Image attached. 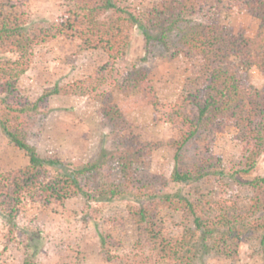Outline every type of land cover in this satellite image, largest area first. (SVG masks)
<instances>
[{"label": "trees", "instance_id": "16d2710c", "mask_svg": "<svg viewBox=\"0 0 264 264\" xmlns=\"http://www.w3.org/2000/svg\"><path fill=\"white\" fill-rule=\"evenodd\" d=\"M21 5V0H0V55L14 54L0 57V129L26 158L25 164L0 172V211L5 218H14L24 198L48 205L75 196L99 201L122 194L131 200L128 214L139 242L148 249L140 255L145 261L202 264L215 254L237 264L239 245L245 241L256 246L264 264V176L253 173L264 153V82L257 87L249 76L256 68L264 77V0H154L145 10L124 6L122 0H66L56 19L40 27L28 23ZM234 7L259 20L252 36L219 22V15ZM134 27L147 43L170 42L174 54L190 62V75L175 101H161L144 71L122 70ZM69 35L78 39L79 49L99 48L107 60L35 100L23 95L18 84L34 47ZM136 88L147 96L153 121L170 124V139L148 141L135 132L113 90L128 93ZM58 93L100 102L98 115L109 128L110 147L93 160L41 156L29 142L31 125L46 114L42 107L47 98ZM227 124L235 128L239 143V155L231 163L214 151L218 133ZM163 146L173 151L168 177L149 168L151 153ZM106 165L117 168V183L108 184V175L102 176ZM170 184L175 189L168 190ZM233 186L245 192L232 193ZM163 209L185 218L179 236L165 232ZM107 238L113 242L101 235L102 245ZM122 262L135 264L129 258Z\"/></svg>", "mask_w": 264, "mask_h": 264}, {"label": "rangeland", "instance_id": "374dc122", "mask_svg": "<svg viewBox=\"0 0 264 264\" xmlns=\"http://www.w3.org/2000/svg\"><path fill=\"white\" fill-rule=\"evenodd\" d=\"M153 1L122 0V4L145 10ZM21 2L31 26L53 22L66 8V0ZM218 20L232 32L242 30L248 36L256 32L259 22L237 7L221 13ZM78 43L75 36L69 35L36 45L32 62L18 84L21 93L35 100L54 85L82 78L107 60L103 50L79 49ZM174 53V45L170 42L164 45L151 39L147 43L141 31L134 27L122 70L144 71L159 99L173 102L190 75L188 59ZM0 57H14V54ZM249 76L257 87L263 85L264 77L256 68L250 69ZM113 96L142 139L166 141L174 136L169 123L153 121V108L143 91L138 88L128 93L113 90ZM99 107L100 102L91 96L52 94L42 107L47 109L46 114H41L31 125L28 140L41 156L77 162L93 160L101 149L110 147L109 128L100 121ZM235 133L230 124L218 133L214 151L225 163L235 161L239 155ZM25 162L22 152L0 129V172ZM173 165V151L169 147H160L149 157L151 171L166 177L170 176ZM117 173L116 167L106 165L102 169V176L108 175V184L117 183ZM253 173L264 176V153L259 156ZM167 189H175V186L170 184ZM241 189L233 186L231 192H245ZM130 201L122 194L99 201L75 196L63 202L52 200L48 205L33 204L24 198L12 220H7L0 211V264H23L25 259L29 264H123V258L135 264H153L140 256L148 253V249L139 242L136 224L128 214ZM160 216L165 232L172 237L179 236L187 223L179 212L163 209ZM101 235L111 237L113 242L107 238V244L102 245ZM135 254L138 255L136 259L133 258ZM202 264H231V261L222 255L209 254ZM237 264H262L253 243H240Z\"/></svg>", "mask_w": 264, "mask_h": 264}]
</instances>
